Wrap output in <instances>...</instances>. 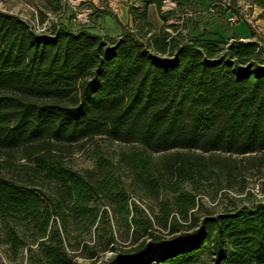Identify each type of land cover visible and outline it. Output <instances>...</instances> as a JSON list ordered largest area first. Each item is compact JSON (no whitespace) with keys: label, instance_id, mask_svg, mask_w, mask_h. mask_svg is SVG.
<instances>
[{"label":"trees","instance_id":"obj_1","mask_svg":"<svg viewBox=\"0 0 264 264\" xmlns=\"http://www.w3.org/2000/svg\"><path fill=\"white\" fill-rule=\"evenodd\" d=\"M136 1L131 27L115 36L90 21L36 30L0 11L4 241L72 264L71 241L105 234L112 214L133 246L100 264H264V201L197 215L193 192L230 187L233 155L264 154V45L251 30L244 39L153 30L147 7L164 0ZM249 4L264 20V0ZM96 137L127 149L93 168L65 162ZM132 191L155 202L151 216Z\"/></svg>","mask_w":264,"mask_h":264},{"label":"rangeland","instance_id":"obj_2","mask_svg":"<svg viewBox=\"0 0 264 264\" xmlns=\"http://www.w3.org/2000/svg\"><path fill=\"white\" fill-rule=\"evenodd\" d=\"M130 5L140 8L136 0H0V11L16 15L29 25L41 30L51 24L60 25L70 22L73 26L90 21L95 28L105 35H117L123 28L131 27L127 16ZM83 9H87V22L83 21ZM259 9L249 4V0H168L160 9L154 5L147 7L148 20L153 30L165 27L174 33H219L222 37L233 38L247 36L264 45V20L258 17ZM234 21H230L229 18ZM176 26V29L169 27ZM127 149L124 144L111 142L103 137L86 141L80 148L65 157V162L74 169L93 168L97 158L104 157L115 162L117 153ZM262 155L232 156L239 164L237 176L230 182V187H223L216 182L208 183L199 190H193L198 204L197 215L205 210L217 212L233 204H246L254 199L264 201V162L259 163ZM122 173L123 184L132 189L131 177ZM191 190V185H185ZM247 192L251 194H246ZM129 201L136 203L148 216L155 202L141 198L137 191H132ZM231 197V198H230ZM150 208V209H149ZM105 234L91 233L79 240H72L73 247L68 253L73 255L72 264H100L112 255L128 249L131 245L130 231H127L118 219L108 214ZM4 231L0 226V264H47L43 261L35 244L29 243L16 253L4 241ZM114 250H110V247Z\"/></svg>","mask_w":264,"mask_h":264},{"label":"built area","instance_id":"obj_3","mask_svg":"<svg viewBox=\"0 0 264 264\" xmlns=\"http://www.w3.org/2000/svg\"><path fill=\"white\" fill-rule=\"evenodd\" d=\"M166 1H168V0H164L163 3L166 2ZM82 13L85 15L84 18H83V21L87 22L88 20H87V18H86V15H87V13H88V10H87V9H83ZM229 20H230V21H234V19H233L232 17L229 18ZM43 29H45V28H43ZM43 29H41V30H43Z\"/></svg>","mask_w":264,"mask_h":264},{"label":"crops","instance_id":"obj_4","mask_svg":"<svg viewBox=\"0 0 264 264\" xmlns=\"http://www.w3.org/2000/svg\"><path fill=\"white\" fill-rule=\"evenodd\" d=\"M239 37H240L241 39H244V36H241V35H240Z\"/></svg>","mask_w":264,"mask_h":264}]
</instances>
